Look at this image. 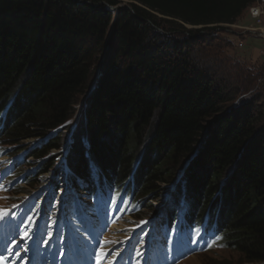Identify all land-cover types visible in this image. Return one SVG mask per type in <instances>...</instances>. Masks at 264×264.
Returning a JSON list of instances; mask_svg holds the SVG:
<instances>
[{
    "label": "trees",
    "instance_id": "trees-1",
    "mask_svg": "<svg viewBox=\"0 0 264 264\" xmlns=\"http://www.w3.org/2000/svg\"><path fill=\"white\" fill-rule=\"evenodd\" d=\"M121 1L0 0L1 143L20 150L24 141L45 138L93 87L70 147L73 174L86 178L91 163L111 183L132 177L134 197L152 202L189 158L178 186L186 224L207 222L241 262H263L264 105L251 100L227 114L236 89L199 72L201 59L190 54L200 32L229 28L259 0H124L129 10L112 13L105 7ZM158 28L165 33L157 39ZM181 34L192 43L184 53L176 45ZM244 75L239 84L248 88L254 81ZM62 138L31 153L41 166L35 176Z\"/></svg>",
    "mask_w": 264,
    "mask_h": 264
},
{
    "label": "rangeland",
    "instance_id": "rangeland-1",
    "mask_svg": "<svg viewBox=\"0 0 264 264\" xmlns=\"http://www.w3.org/2000/svg\"><path fill=\"white\" fill-rule=\"evenodd\" d=\"M258 2L249 6L247 10H250L252 6L258 7V4H260L261 0H259ZM127 5L128 3L122 0L118 6L121 7L120 10H129V7ZM105 7L111 13L112 11H115L116 9V8L115 9L109 8L106 5ZM252 14L256 16V17H253L254 18L253 24L255 27L252 28L256 35V33H258L261 29L264 28V17L262 16L261 13H259V11H256L255 13L252 12ZM258 16L260 17L257 18ZM260 18H261V23H262L261 25L257 23L258 19ZM114 23L115 21H113L111 28L113 27ZM236 24L237 22L225 30H213L211 32H200L198 36H196L197 38L195 41L196 44H194L195 49H193L192 53H190L192 57L195 56L196 58L201 59L200 60L201 64L197 66L198 67L197 70L199 72H202L203 74L207 76H212V74L214 73L215 79L217 78L216 80H219V81L223 80L225 83L227 81L228 82L227 85H230L236 89V93H235L233 101L229 104V106L227 107V110H225L227 111L226 112L227 114H232V110H233L232 108H235L236 106H240L241 104H245V105L250 104L251 100H254L257 103V105H262V106L264 105V94L260 90V87L264 86V58L260 60L261 62L257 61L256 63L252 64L251 62L249 63L245 59L243 54L237 50L241 37L235 35V33L240 32L242 29ZM246 31H248V29H246ZM163 33L165 32L161 28H158L157 30H154L152 35L155 34L154 37L158 39L159 36L162 37ZM186 36L188 37L187 34H181L175 37L179 41L176 45L179 51L183 53L185 52L187 46L192 45L190 41H187ZM207 38L212 39L210 44H208ZM262 54H263V51L261 55ZM98 59L99 61L97 62V65L95 66L93 75L97 74L96 73L97 69L99 70L102 69L103 64H105L104 62L106 59H104L103 55H101ZM244 70L251 74V77H250L251 81H254L253 84H251V86L248 88L246 86H242L241 84H239L241 79H242L241 80L242 82L246 78V76L244 75V72H245ZM97 78L98 77L96 76L94 80L92 77V82H94V84ZM92 90L93 89H91V91ZM91 91H89L88 89L87 92L79 98L78 103L74 107V113L70 117L71 119L67 121L63 126H61L59 131L56 132L55 137H57L60 134L63 137L59 145V149L53 150L49 153L50 164H47V167H46L48 171L43 173L42 175H39L40 176L39 184L38 185L35 184L30 189L29 192L35 191L36 189H39L45 186V184H49V182H51L52 179L55 180V184H56L54 185V188L58 186L62 187V185L66 183H67L68 188H70V184L68 183V181H65L66 176L64 175L65 172H67L66 162L69 161V157H70L69 154L71 152L70 147L73 144V142L76 140V137H77L76 135L79 134V131L81 129L82 114L84 111L83 108H86L85 105L87 104L88 98L91 96L90 95ZM216 119L210 120V122H213L211 128H213V125ZM207 125L208 123L206 124V126ZM210 129L208 131H210ZM204 137L202 138L201 143L203 142ZM42 140L43 138L41 140L30 139V140L24 141L22 144L21 150L23 149L28 150L34 146L39 147L41 144L40 142ZM23 151H21L19 154H21ZM16 154L17 153H13L9 157L17 156ZM188 159H186L184 163H182L180 167H178L177 169L178 173H177V177L175 181L172 184L162 186L163 193H162V196L158 198V200H153L152 202L148 200L144 201L145 205L150 204V206H152L151 208L152 210L150 209L142 210V214L140 216H137L136 220L143 221L145 219H149L150 217L154 216L156 212H158L159 209H162L163 205L169 202L172 199V197L175 195V193L179 191L178 186L182 179L181 176L184 174L185 169L187 168L186 165H187ZM27 163L33 164L32 166H34L36 161L33 158L29 157L27 159ZM59 167L61 168V172H59L60 171ZM21 168H22V171H21ZM21 168H20V171H21L20 173H24L25 171H30V168H28L27 164H24V166H22ZM22 198H24V195L21 194L18 196L17 201L19 202L15 200H11L8 203L9 205L13 206L15 203L16 204L20 203L22 201L21 200ZM31 206H32L31 202L27 203L25 205V208L23 209V213L25 214L26 210L30 208ZM103 217H104V214L100 212L99 218L103 219ZM134 219L135 217H133V220ZM71 222L74 226L75 217L73 215L71 216ZM124 224L127 227L126 228L121 227V229H131V228H136L138 226V224L131 225L129 222H124ZM193 236L196 239L200 235L197 233V234H194ZM178 238H180V236H178ZM178 238L175 240H178ZM171 241L172 239L169 240L168 248L170 249V252L173 255L177 250H178L177 255H180L183 252H186L188 250L187 245L186 244L181 245V242L179 240L175 245H173L175 247L173 248L171 246ZM191 246L192 248H195L197 250L200 249L198 244H196L195 242H192ZM163 259L165 258H162L161 260ZM180 264H264V261L255 262V263H244L240 261L237 253H235L232 250H229L226 247L217 246V248L213 249L210 246H206V249H202L198 251V253L196 254H191V255L189 254L188 256H186L182 261H180Z\"/></svg>",
    "mask_w": 264,
    "mask_h": 264
},
{
    "label": "crops",
    "instance_id": "crops-1",
    "mask_svg": "<svg viewBox=\"0 0 264 264\" xmlns=\"http://www.w3.org/2000/svg\"><path fill=\"white\" fill-rule=\"evenodd\" d=\"M254 7L255 6H252L250 10H247L239 17L236 25L242 30L238 33H235V35L241 37L239 42L243 44V48L238 51H240L245 59L252 64L264 58L263 55H261L262 51L264 50V39L256 36L254 30L252 29L255 27L253 24V17H256L254 14H252V12L255 13ZM246 29H248V31H246Z\"/></svg>",
    "mask_w": 264,
    "mask_h": 264
},
{
    "label": "built area",
    "instance_id": "built-area-1",
    "mask_svg": "<svg viewBox=\"0 0 264 264\" xmlns=\"http://www.w3.org/2000/svg\"><path fill=\"white\" fill-rule=\"evenodd\" d=\"M259 3V2H258ZM262 4V5H261ZM261 5V6H260ZM254 11L256 12V11H259V13H261L262 14V16L264 17V0H261V2H260V4H258V7L256 6L255 8H254ZM260 16H258L257 18H259ZM257 23L259 24V25H261L262 23H261V18L260 19H258V21H257ZM256 36H258L259 38H261V39H264V28L263 29H261L258 33H256ZM243 48V44L242 43H239L238 44V48H237V50H240V49H242ZM262 55H264V50H263V54Z\"/></svg>",
    "mask_w": 264,
    "mask_h": 264
},
{
    "label": "bare ground",
    "instance_id": "bare-ground-1",
    "mask_svg": "<svg viewBox=\"0 0 264 264\" xmlns=\"http://www.w3.org/2000/svg\"><path fill=\"white\" fill-rule=\"evenodd\" d=\"M59 169H60V167H59ZM60 171H61V169H60ZM54 185H56L55 184V181L54 180H51V186H54ZM121 227H127L124 223H121L117 228H116V230H120L121 229ZM112 261L110 260V263H111ZM143 262V258H141V260H138L135 264H141Z\"/></svg>",
    "mask_w": 264,
    "mask_h": 264
},
{
    "label": "water",
    "instance_id": "water-1",
    "mask_svg": "<svg viewBox=\"0 0 264 264\" xmlns=\"http://www.w3.org/2000/svg\"><path fill=\"white\" fill-rule=\"evenodd\" d=\"M115 8H116V9H115ZM115 8H114L115 11H118V10L121 9L120 6H117V7H115ZM114 25H115V23H114ZM114 25H113V27H114ZM113 27H112V28H113ZM111 32H112V31L109 32L108 39H109V37H110ZM108 39H107V40H108ZM103 56H104V54H103ZM212 124H213V122H208V125H207V126L205 127V129H204V133H205V134H206V132L211 128Z\"/></svg>",
    "mask_w": 264,
    "mask_h": 264
},
{
    "label": "snow or ice",
    "instance_id": "snow-or-ice-1",
    "mask_svg": "<svg viewBox=\"0 0 264 264\" xmlns=\"http://www.w3.org/2000/svg\"><path fill=\"white\" fill-rule=\"evenodd\" d=\"M4 215H7V213L5 212ZM105 243H106V244H111V243H113V242H112V241H106ZM113 254H114V255H118L119 253H118V252H114ZM106 255H107V252H101V253H99L98 264H99V260H100V259H103L104 256H106Z\"/></svg>",
    "mask_w": 264,
    "mask_h": 264
},
{
    "label": "clouds",
    "instance_id": "clouds-1",
    "mask_svg": "<svg viewBox=\"0 0 264 264\" xmlns=\"http://www.w3.org/2000/svg\"><path fill=\"white\" fill-rule=\"evenodd\" d=\"M92 89V88H91Z\"/></svg>",
    "mask_w": 264,
    "mask_h": 264
}]
</instances>
